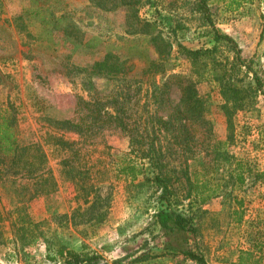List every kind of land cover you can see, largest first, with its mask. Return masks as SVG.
<instances>
[{
    "label": "rangeland",
    "instance_id": "obj_1",
    "mask_svg": "<svg viewBox=\"0 0 264 264\" xmlns=\"http://www.w3.org/2000/svg\"><path fill=\"white\" fill-rule=\"evenodd\" d=\"M43 1L56 11L65 8L85 35L97 37L99 45L83 50L78 43L56 36L55 50L47 49L51 36L29 13L23 20L30 34L21 31L16 16ZM205 1L215 29L233 38L241 55L252 60V71L231 66L232 48L225 40H215L197 0H145L138 13L155 20L170 42L167 67L192 73L213 128L211 142L222 153L214 155L216 162L213 156L202 155L190 160L192 180L209 185L225 181L204 203L182 200L179 207L191 216L196 229L184 245L202 253L208 264H231L240 250L252 247V240H261L264 246V93L255 90L254 79L255 72L264 82V0ZM1 5L0 72L5 76L0 82V108L11 106L20 144H38L46 153L44 173L49 178L40 184L22 176L0 178V264H63L59 247L80 250L84 245L100 255L99 264H128L145 251L162 255L134 264H199L163 248L164 236L154 223L157 186L142 175L135 181L117 175L116 165L128 151L124 133L107 129L93 143H79L80 152L71 159L88 172L84 182L98 187L102 198L98 208L89 207L78 181L63 171L61 162L67 152L54 143L59 137L72 142L80 138L59 125L75 118L79 96L89 97L83 73L77 74L73 66L89 65L104 49L116 46L118 51L134 52L140 45L127 41L133 36L126 32L125 8L106 10L92 0H1ZM183 47L216 49L210 57L199 55L191 67V55ZM134 62L140 71L147 61L135 58ZM94 81L98 89L106 90V81ZM222 83L238 88L242 108L226 100ZM178 95L175 90L172 97ZM232 156L242 158L252 169L242 184L228 179ZM102 211L101 219L90 218Z\"/></svg>",
    "mask_w": 264,
    "mask_h": 264
},
{
    "label": "trees",
    "instance_id": "obj_2",
    "mask_svg": "<svg viewBox=\"0 0 264 264\" xmlns=\"http://www.w3.org/2000/svg\"><path fill=\"white\" fill-rule=\"evenodd\" d=\"M92 1L106 10L124 7L126 32L133 36L127 41L140 45L136 46L134 52H121L116 46L104 49L102 56L94 59L89 65L73 66L72 69L77 74L83 73L82 83L88 90L89 97L77 98L75 118L59 121L62 129L75 131L80 137L77 142L60 137L54 140L55 145L67 152L61 162L63 171L78 181L84 200L90 201L89 207L98 208L102 199L97 193L98 187L93 183L84 182L88 172L76 167L71 159L79 154V143L91 144L103 131L119 129L129 141L128 151L116 165L117 175L129 176L131 181L142 175L145 181H151L160 190L154 223L164 236L163 248L167 253L182 254L199 264H208L202 253L184 245L189 235L196 234V229L191 216L179 207L185 198H193L198 203L208 201L220 191L222 182L225 181L222 179V182L209 185L208 181L192 180L190 175L191 159L198 155L213 156L216 162L214 155L220 154V150L210 139L213 128L206 119L205 103L197 89L196 80L190 71L173 72L167 67L171 44L162 30L157 28L155 20L139 15L138 9L145 0ZM197 7L214 29L215 40H225L232 48L234 58L231 66L239 65L252 71V60L241 55V48L233 38L215 29L206 1L197 0ZM2 11L0 0V15ZM27 13L38 18L43 31L51 36L47 49L55 50L56 36H63L68 42L78 43L83 50L99 45L96 42L97 37L85 35L65 8L56 11L46 6L43 1L28 12L24 10L16 16V20H19L18 28L26 32L28 31L23 17ZM183 49L191 55L189 60L192 67L199 55L210 57L215 53L216 47ZM135 58H145L147 61L140 71L136 69ZM214 58L215 55L212 56V59ZM4 76L0 72V82ZM95 78L108 83L106 90L96 87ZM254 79L255 90L264 93V82L255 72ZM175 90L179 93L177 98L172 97ZM221 93L225 95L226 100L232 101L234 107L242 108L244 101L238 88L222 83ZM11 109V106L0 108V178L22 176L36 179L38 184L46 182L49 178L44 173L46 153L38 144L19 143L14 130L15 115ZM228 120L231 126L229 117ZM223 156L228 157L226 154ZM210 168L214 169V164H210ZM228 168L227 176L232 183L242 184L246 174L252 172L245 160L234 159L233 156ZM238 203L241 206V201ZM103 214V211L97 212L91 214L90 218L101 219ZM240 219L241 216L238 220ZM252 241V247L240 250L237 259L231 264H261L264 259L261 252L264 246L261 240ZM57 254L63 257V264H99L100 259L97 252L85 245L80 250L59 247ZM160 255L162 253L145 251L128 264Z\"/></svg>",
    "mask_w": 264,
    "mask_h": 264
}]
</instances>
